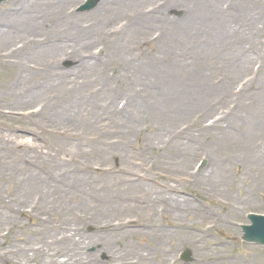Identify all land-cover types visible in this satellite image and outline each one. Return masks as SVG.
Listing matches in <instances>:
<instances>
[{
  "label": "rangeland",
  "instance_id": "1",
  "mask_svg": "<svg viewBox=\"0 0 264 264\" xmlns=\"http://www.w3.org/2000/svg\"><path fill=\"white\" fill-rule=\"evenodd\" d=\"M84 1L0 3V138L31 148L0 151V256L7 252L0 264H42L11 247L40 246L30 210L36 187L27 186L29 196L20 200L12 182H37L43 164L53 179L37 191L54 187L55 177L67 197L96 188L92 200L68 213L58 259L144 264L145 244L161 264L139 233L149 223L170 233L169 264H264V246L242 240L248 215H264V183L255 178L262 172L249 171L264 165V0H100L79 12ZM23 157L26 169L15 162ZM27 167L38 174L29 176ZM224 172L227 186L214 178ZM136 177L149 178L148 189L135 188ZM165 191L188 207L171 216L160 198L149 221L127 207L141 193ZM6 205L16 208L15 219ZM231 208L242 211L225 224ZM128 218L134 220L124 223L123 237L103 229ZM191 236L201 239L181 242ZM185 249L193 262L180 260Z\"/></svg>",
  "mask_w": 264,
  "mask_h": 264
},
{
  "label": "bare ground",
  "instance_id": "2",
  "mask_svg": "<svg viewBox=\"0 0 264 264\" xmlns=\"http://www.w3.org/2000/svg\"><path fill=\"white\" fill-rule=\"evenodd\" d=\"M103 1V0H101ZM204 6L200 8V10H203ZM19 54H23L22 51L19 52ZM87 66H89V64H87ZM92 67V66H91ZM154 85V83H153ZM9 140L11 142H9ZM28 145L25 144H20V143H16V141H14L13 139H6V138H0V151L2 152V155H7L6 152H8L9 150H21L22 148L26 147ZM28 149H31L30 146H28ZM27 148V147H26ZM243 154H245V157L248 159V162L250 164H254L256 162H254L255 159H253L254 155H255V151L252 148H249L248 146L243 147ZM4 151V152H3ZM237 153V151H235ZM249 155V156H248ZM52 156L49 157H45L46 159H50ZM250 158V159H249ZM252 160V162H251ZM258 160V159H257ZM72 161V160H71ZM15 162L18 164V166H27V162L26 160L23 158H16ZM74 165H77V160L72 161ZM247 162V163H248ZM12 163V162H10ZM25 163V164H24ZM35 166L38 164H34ZM251 166V167H250ZM250 169L249 171H253L252 173H255L254 170H259L260 172H262L260 175H257L255 178L259 180V182H263L264 183V165L260 166L262 167V169H259L257 167H255L253 165H250ZM17 167V166H16ZM46 167H51V162H49ZM18 168V167H17ZM26 169V167H24ZM29 169L28 173L29 176H31V174L34 173V175L38 174V172L34 171L32 168L27 167ZM37 168V167H36ZM43 170L41 171V175L40 178H37L35 181L37 182H33L30 180L29 177H23L20 181H15L12 182V184H15L19 189H16L21 197L20 200L25 199L27 196H29V189H26L27 186L30 185V187H36L35 188V193L30 196L31 201V211L35 212L36 217L38 218V223H37V230H35V237H37V243L40 244L37 245L34 248H26L27 246H17L13 243L14 247H11V252H13L14 254L17 255H22L25 256L26 259H36L39 258L42 262V264H73L74 260L72 261L71 259H69V261H65V260H61L58 259V249L56 246V243L61 241V240H65L67 235L64 234V232L62 231V227L64 226L65 222H67L70 219V216L68 213H71L74 210V206H76L79 203H84L87 201L92 200V198L94 197V189L93 191H90L88 193H85L84 196H82L81 198H78V196H74L72 195L71 197H67L66 194L64 193V190H62V182L58 181L57 178L55 177V183L56 185L54 187H49L47 188V190H39L37 191L38 187V183L41 184L42 182H48L49 180L53 179V175H51L50 173L47 172V170L45 169V165H42ZM81 170H84V165L81 164L79 167ZM254 169V170H253ZM92 168L89 166H85V172L87 171H91ZM250 171V173H251ZM106 175H104V177H106ZM213 177V176H212ZM229 176L227 175L226 172L224 173H218L217 175L214 176L215 180L217 181H223L224 185L227 186V184L229 183ZM29 180L28 184H20L21 182L23 183L25 181V179ZM3 180H6L4 177H2ZM32 179V178H31ZM149 178H145V179H141V178H134L133 179V183L135 188H139L140 190L142 188H146L148 189V187L150 186L148 183H151L149 180ZM191 179V177H190ZM41 180V181H40ZM40 181V182H39ZM109 180H105L104 181V186L106 187L108 184ZM131 181V180H130ZM19 182V183H17ZM110 182V181H109ZM228 182V183H227ZM227 183V184H226ZM254 183V181H253ZM112 185H115V182H111ZM102 186V185H100ZM50 195V197H49ZM145 195V194H144ZM144 195H142V193L140 195H138L137 198L140 202H137V204H130L127 207H129L131 210L136 211L138 210L137 208H139L141 210V212L143 213V216H149L150 218H144L142 220H152L154 218L157 217V212L160 210V207H155L153 202H157V200H159L160 198H164L167 200V212L171 215V216H177V211H181L185 208L188 207L187 205V201H176V199L178 198L177 196H175L174 194H171L170 191H165V192H158V195L153 198V197H145ZM251 194H246L244 196V202H248L249 197ZM67 197V198H66ZM77 199L79 202L77 203ZM68 201V203H67ZM73 201V202H72ZM0 202H1V197H0ZM72 202V203H71ZM75 204V205H74ZM118 207L120 208V206L117 205L116 209H118ZM7 213L10 215L11 218H16V213L17 210L15 207L13 206H9L6 205L3 207ZM70 209V210H69ZM73 209V210H72ZM178 209V210H177ZM69 210V211H68ZM147 211V212H146ZM237 211L240 213L241 211L239 209L236 210V208H231V210L229 212H227V216H225V218L223 219V221L225 222V224H231L230 223V214L235 215L237 213ZM4 212V211H3ZM56 213L58 216V219L56 220V222H54L51 219V214ZM146 212V213H145ZM5 213V212H4ZM180 213V212H179ZM230 218V219H229ZM1 219V218H0ZM134 219L132 218H128L123 220L124 222H122V220L120 221V219H118L117 221H112V226L107 225L104 228H106L110 234H118V236L122 235V231L124 230V227L126 226L124 223H130L133 222ZM229 221V222H228ZM215 221L212 222V224H214ZM216 225V224H214ZM159 228H161V226L155 224V225H150L149 223H146L144 225H142L140 227V231L139 233L145 234L144 236L148 237V241L150 243V245L155 246V253L158 254L156 257L158 258L160 255L161 258V264H169V260H166V257L168 256V254L166 252H168V250L166 251V243H167V239L166 236L167 234L170 235V233L168 232H163V230H158ZM209 229H204L203 231H201V238L203 237V235L206 234V231ZM72 233L69 232L68 235H70ZM56 236V237H55ZM114 235H112L111 237H113ZM110 237V238H111ZM123 237V236H121ZM198 237H187L185 239H182V243H194L197 240ZM200 237L198 239H201ZM59 245V243H58ZM140 247V252L141 255L140 257L143 260L144 264H155L154 262V258L155 256L151 255L149 253V249L147 245L142 244L139 245ZM179 247V246H178ZM128 252L130 253V250L127 249ZM154 252V251H153ZM7 252H4V254L0 257H3L4 255H6ZM43 259V260H42ZM2 260V259H1ZM91 263L92 261L89 260ZM90 263V264H91ZM19 264H26L25 262H23L22 260L19 262ZM160 264V262H159Z\"/></svg>",
  "mask_w": 264,
  "mask_h": 264
},
{
  "label": "water",
  "instance_id": "3",
  "mask_svg": "<svg viewBox=\"0 0 264 264\" xmlns=\"http://www.w3.org/2000/svg\"><path fill=\"white\" fill-rule=\"evenodd\" d=\"M3 0H0V3ZM98 0H94L84 8V10H90L95 7ZM249 220L251 221V226H245L243 227V230L245 232L244 240L250 243H256L260 245H264V217L263 216H256V215H250ZM190 256V252H187L185 255V258L188 259Z\"/></svg>",
  "mask_w": 264,
  "mask_h": 264
}]
</instances>
